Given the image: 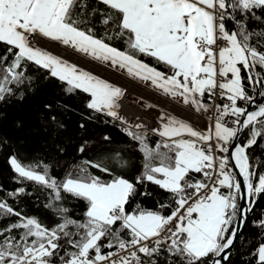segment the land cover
<instances>
[{"label":"snow or ice","instance_id":"obj_1","mask_svg":"<svg viewBox=\"0 0 264 264\" xmlns=\"http://www.w3.org/2000/svg\"><path fill=\"white\" fill-rule=\"evenodd\" d=\"M0 44L6 49L0 56V102L31 86L26 65H35L68 93L88 94L87 109L124 124L145 161L133 183L91 171L111 176L115 167L102 162L65 161L67 170L58 179L46 163L9 155L17 183L33 182L47 191L45 207L56 204L61 220L49 228L0 198V218H16L0 226V264H222L229 259L240 228L264 195V171H259L264 162L253 164L249 155L256 146L264 149V102H259L264 100V0H95L91 9L88 0H0ZM81 60L125 73L183 108L209 114L206 130L161 110L152 132L163 139L150 146L140 131L144 125L119 114L125 88L86 70ZM241 134L243 143L237 142ZM0 146L9 142L0 138ZM230 161L243 187L229 170ZM146 182L166 191L169 201L157 210L136 204L129 211L137 195H151L138 192L137 185ZM24 194L30 193L19 187L8 196L15 200ZM66 199L84 203L78 218L62 206ZM254 224L264 230V217ZM250 255L249 264H264V241Z\"/></svg>","mask_w":264,"mask_h":264},{"label":"trees","instance_id":"obj_2","mask_svg":"<svg viewBox=\"0 0 264 264\" xmlns=\"http://www.w3.org/2000/svg\"><path fill=\"white\" fill-rule=\"evenodd\" d=\"M94 4L95 0H88L89 9ZM96 35L102 37L103 29L98 27ZM114 46L123 50V45L119 42ZM5 51V47L0 44V56H3ZM140 58L158 70L167 71L153 60ZM26 68V75L32 80L31 86L28 88L21 86L14 96L0 102V138L9 142L7 147L0 146V198L7 199L9 204L17 211L23 212L25 216L37 217L51 228L61 220L56 212V204H53L51 209L46 208L45 205L49 202L48 192L33 182L17 183L16 174L8 164L9 155H18L24 163L37 161L46 163L50 166V175L58 179L62 178L67 170L65 161L102 162L109 167H115V172L111 176L95 169L91 171L105 180L121 176L133 183L143 172L145 161L139 142L126 135L120 122L86 108L88 94L79 90L68 93L65 91L67 86L55 78H47L45 70L31 64L26 65ZM45 105H51V108H46ZM52 116H55V121L50 119ZM143 132L147 134V142L152 147L163 139L154 133ZM105 136L110 139L105 140ZM244 140L245 134L241 137V143ZM260 144L264 145V140ZM81 146L85 148L83 153L79 152ZM249 155L253 164L264 162V149L260 146H256ZM259 171H264V166ZM194 176L197 179L202 178L200 174ZM19 187H25L26 192L30 194L21 195L13 200L8 193ZM137 188L138 192L147 191L151 195H137L127 206L129 211L136 204L147 210H157L159 203L169 201V194L155 184L146 182L145 185H137ZM222 191L226 192L227 189ZM62 206L72 208V215L78 218L85 205L82 201L69 202L66 199ZM164 214H168V210H165ZM260 217H264V195L258 199L254 210L250 212L246 228L227 264H249L253 259L250 252L264 241V230L254 224ZM15 219L12 217L11 221ZM11 221L0 218V226Z\"/></svg>","mask_w":264,"mask_h":264},{"label":"rangeland","instance_id":"obj_3","mask_svg":"<svg viewBox=\"0 0 264 264\" xmlns=\"http://www.w3.org/2000/svg\"><path fill=\"white\" fill-rule=\"evenodd\" d=\"M70 62H75V61H73L72 59L70 60ZM88 63H91L92 65H94V66H97V67H101V68H103V69H105V70H107L108 72H110L109 74H113V75H115L116 77H118V78H121V79H123V80H125L126 82H129V83H131V84H133V85H135L136 87H139L140 89H142V90H145L146 91V93H154L153 92V90H151L150 88H148V87H146L144 84H142V83H140V82H138V81H134V80H132V78H130V77H128L125 73H117V72H115V71H113V70H111V69H109V68H107L106 66L105 67H102V66H100L97 62H93V61H88ZM80 66H82V67H84L86 70H90V71H92L93 72V74H96V75H98L99 77H101V78H104V79H106V80H108L109 82H112V83H114V84H116V85H118V86H122V85H119V84H117L116 82H114V80H112L111 78H109L108 76H106V75H104V74H100L99 72H97V71H95V70H93V69H90V68H88L87 69V67H85L84 65H82V64H80ZM102 69V70H103ZM104 70V71H105ZM130 78L132 81H134V82H136V83H134V82H131V81H128L127 80V78ZM138 83V84H137ZM123 87V86H122ZM123 88H125V87H123ZM125 90H126V88H125ZM148 90V91H147ZM150 91V92H149ZM159 93V92H158ZM155 94V93H154ZM160 95H162L161 93H160ZM158 96V95H157ZM163 96V95H162ZM160 97V96H159ZM166 98H169V97H166ZM124 99V101L127 103V104H133V105H137L138 103L139 104H141V105H143L144 107H145V105H150V104H155V105H158V107H155V108H147V107H145L146 108V110H144V109H142V110H144V111H146V112H152V116H153V118H154V121H155V125H156V127H158L159 125H158V122H157V117L159 116V111H161V110H165V111H168V113L170 114V115H176V116H179L178 115V112L174 109H171V110H167L166 109V103L167 102H164V103H158V102H154L153 100H151L150 98H147V97H144V96H142L141 94H139V93H136V92H134V91H128V90H126V93H125V96L120 100V102H119V104H120V108L118 109V110H120L121 109V105H122V100ZM162 99H164V98H162ZM171 99V98H170ZM166 100V99H165ZM172 100V99H171ZM174 102H176V104H179L178 103V101H174ZM129 104V105H130ZM132 106V105H131ZM134 107V106H133ZM156 108H158L159 110H155ZM178 108V107H177ZM141 109V108H140ZM179 109H181V108H179ZM184 109H186V108H184ZM186 110H188V111H190V112H193V113H195L194 111H192V110H189V109H186ZM158 112V113H157ZM196 114H198V113H196ZM204 117V116H203ZM203 120V126H194L197 130H199V131H205L206 130V126H207V124H208V121H207V117H204V119H202Z\"/></svg>","mask_w":264,"mask_h":264},{"label":"bare ground","instance_id":"obj_4","mask_svg":"<svg viewBox=\"0 0 264 264\" xmlns=\"http://www.w3.org/2000/svg\"><path fill=\"white\" fill-rule=\"evenodd\" d=\"M71 59L73 61H76V57L75 56L72 57ZM80 64H82L85 67H87V69L90 68V69H93V70L99 72L100 74H104V75L108 76L109 78H111L112 80H114L116 83H118V84L122 85L123 87H125L126 90H128V91H132L133 90V91L141 94L144 97L150 98L154 102H158L159 104L165 102L164 100L160 99L159 97H157V96H155V95H153L151 93H146L145 90H142L139 87H136L135 85H133V84H131L129 82H126L125 80H123L121 78H118V77H116L113 74H109L110 72H108L107 70H105V69H103L101 67L94 66L91 63L85 62L83 60L80 61ZM123 101H124V99L122 100L121 109L118 110L119 111V114L122 117H124L125 114L129 115L130 117H133L135 114H139V111H142V112H145V113L149 114L152 117L153 121H154V118L152 116V112L151 113L150 112H146V111H144V110H142L140 108H135V107H133L131 105H129V106L132 108V111H130V110H128V111L122 110L124 107H126V106H124ZM168 104L172 105L170 109H173V110L175 109L178 112V115H179L180 118H191V115H200V114L190 113L188 111L186 112V110H183V109L179 110V108H177L175 105H173V104H171L169 102H167L165 106H167ZM116 121H118V120H116ZM154 124H155V121H154ZM155 127H156V125H155ZM229 166L231 168V171H234L233 170V167H232V162L231 161L229 163Z\"/></svg>","mask_w":264,"mask_h":264},{"label":"built area","instance_id":"obj_5","mask_svg":"<svg viewBox=\"0 0 264 264\" xmlns=\"http://www.w3.org/2000/svg\"><path fill=\"white\" fill-rule=\"evenodd\" d=\"M172 105L168 104L166 106L167 110H171ZM209 114H201V115H191V118H187L189 120V122L193 125V126H201L203 124V118L207 117ZM204 116V117H203ZM124 118L127 121H130L132 123V125L135 124H143L144 127L143 129H141L140 131H146L149 133H153L152 129L153 127H155L154 121L152 119V117L142 111H139V114H135L133 117H130L129 115L125 114ZM121 126L123 127V131L125 128V125L120 123ZM125 132V131H124ZM229 170H231L230 166H229Z\"/></svg>","mask_w":264,"mask_h":264},{"label":"crops","instance_id":"obj_6","mask_svg":"<svg viewBox=\"0 0 264 264\" xmlns=\"http://www.w3.org/2000/svg\"><path fill=\"white\" fill-rule=\"evenodd\" d=\"M127 78V77H126ZM127 80L128 81H131V82H134V81H132L130 78H127ZM115 82V81H114ZM134 83H136V82H134ZM118 84V83H117ZM138 84V83H137ZM120 85V84H119ZM146 90V89H145ZM152 90V89H151ZM133 91V90H132ZM148 91V90H147ZM135 92V91H134ZM150 92V91H149ZM153 92L155 93H152L151 92V94H153V95H155V96H157V97H159L160 99H162V98H164V99H162V100H164L165 102H169V103H171V104H173V105H175L176 107H178V108H181V109H183V110H186V109H184L183 107H181L179 104H176V102H174L173 100H171L170 98H166V97H164V96H162V95H160V93H158L157 91H155V90H153ZM137 93V92H136ZM166 99V100H165ZM120 102V101H119ZM123 104H124V106H126V107H124L122 110H126V111H128V110H130V111H132V108L129 106V104H127L125 101H123ZM130 105H132V106H134L135 108H141V109H144V110H146V108L143 106V105H141V104H137L136 106L135 105H133V104H130ZM181 109H179V110H181ZM155 110H159L158 108H156ZM188 110H186V112H187ZM188 112H190V111H188ZM190 113H193V112H190ZM194 114H196V113H194ZM203 126V125H202Z\"/></svg>","mask_w":264,"mask_h":264},{"label":"water","instance_id":"obj_7","mask_svg":"<svg viewBox=\"0 0 264 264\" xmlns=\"http://www.w3.org/2000/svg\"><path fill=\"white\" fill-rule=\"evenodd\" d=\"M242 135H243V134H241V136L239 137V139H238L237 142L241 143V137H242ZM232 167H233V170L236 171L237 179H239V180L241 181V183H242V177L239 176L238 170L235 169V165H234L233 162H232ZM242 187H243V183H242ZM239 203L242 204L243 201H239ZM249 216H250V213L248 214V218H247L246 225H247V223H248ZM245 228H246V226L240 228L239 235H238L237 239L235 240V243H234L233 247L231 248V250H230V252H229V259H230L231 255H232L233 251H234V248H235L236 244H237L238 241L240 240L241 235H242L243 231L245 230ZM229 259H228V260H229ZM228 260H227V261H222V264H227Z\"/></svg>","mask_w":264,"mask_h":264}]
</instances>
